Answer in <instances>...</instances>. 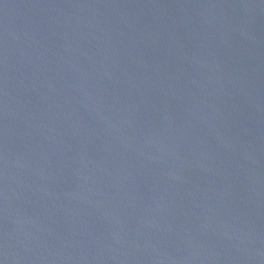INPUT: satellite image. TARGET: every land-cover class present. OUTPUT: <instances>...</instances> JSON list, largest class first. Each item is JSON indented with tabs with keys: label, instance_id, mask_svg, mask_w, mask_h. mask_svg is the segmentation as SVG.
<instances>
[{
	"label": "water",
	"instance_id": "95a60500",
	"mask_svg": "<svg viewBox=\"0 0 264 264\" xmlns=\"http://www.w3.org/2000/svg\"><path fill=\"white\" fill-rule=\"evenodd\" d=\"M0 264H264V0H0Z\"/></svg>",
	"mask_w": 264,
	"mask_h": 264
}]
</instances>
